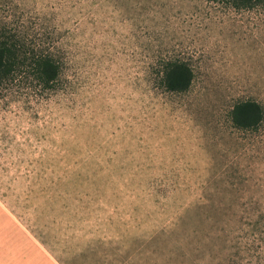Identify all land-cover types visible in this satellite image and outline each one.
<instances>
[{
    "label": "rangeland",
    "instance_id": "1",
    "mask_svg": "<svg viewBox=\"0 0 264 264\" xmlns=\"http://www.w3.org/2000/svg\"><path fill=\"white\" fill-rule=\"evenodd\" d=\"M1 29L60 67L0 86V208L60 264L264 256V122L229 117L264 106V4L0 0ZM174 59L183 93L160 84Z\"/></svg>",
    "mask_w": 264,
    "mask_h": 264
},
{
    "label": "trees",
    "instance_id": "2",
    "mask_svg": "<svg viewBox=\"0 0 264 264\" xmlns=\"http://www.w3.org/2000/svg\"><path fill=\"white\" fill-rule=\"evenodd\" d=\"M226 1L235 9L244 10L264 4V0ZM24 47L23 42L15 35L0 30V86L14 80L22 72H27L42 88H52L60 74L58 63L49 52L29 50ZM160 73V84L168 92H186L194 80L191 66L179 59L163 62ZM229 117L234 128L256 131L264 122V106L251 99L239 101L232 106ZM245 262L246 264H264V256L251 257ZM245 262L239 258L231 261V264H245Z\"/></svg>",
    "mask_w": 264,
    "mask_h": 264
},
{
    "label": "crops",
    "instance_id": "3",
    "mask_svg": "<svg viewBox=\"0 0 264 264\" xmlns=\"http://www.w3.org/2000/svg\"><path fill=\"white\" fill-rule=\"evenodd\" d=\"M0 264H60L9 212L0 208Z\"/></svg>",
    "mask_w": 264,
    "mask_h": 264
}]
</instances>
